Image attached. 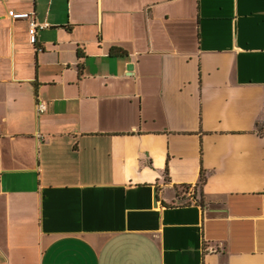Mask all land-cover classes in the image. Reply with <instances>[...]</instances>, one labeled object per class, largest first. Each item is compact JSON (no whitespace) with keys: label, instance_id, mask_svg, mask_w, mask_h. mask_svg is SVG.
<instances>
[{"label":"crops","instance_id":"1","mask_svg":"<svg viewBox=\"0 0 264 264\" xmlns=\"http://www.w3.org/2000/svg\"><path fill=\"white\" fill-rule=\"evenodd\" d=\"M263 119L264 0H0V264H264Z\"/></svg>","mask_w":264,"mask_h":264},{"label":"built area","instance_id":"2","mask_svg":"<svg viewBox=\"0 0 264 264\" xmlns=\"http://www.w3.org/2000/svg\"><path fill=\"white\" fill-rule=\"evenodd\" d=\"M7 14L11 19H26L29 21L28 34L30 35V41L32 43L35 41L37 29H41L46 26V24H38L30 12H15L13 10H8ZM45 108L46 106L43 102L38 101L36 103V111L42 112Z\"/></svg>","mask_w":264,"mask_h":264},{"label":"trees","instance_id":"3","mask_svg":"<svg viewBox=\"0 0 264 264\" xmlns=\"http://www.w3.org/2000/svg\"><path fill=\"white\" fill-rule=\"evenodd\" d=\"M124 54H126V52L123 49L119 48V47H112L109 50V55L110 56H123ZM205 181H206V174H205L204 170L201 169L199 180H198V186H200V188H202V186L204 185ZM187 190H188L187 186L182 187V191L185 192V194L180 195V199L182 200V202L187 198V200L184 201L187 204H189V203H191V201H193L196 204H199L200 206H204V202H203L202 197L199 196L198 194H196V190L195 189H194L193 193H190L189 195L187 194V196H186Z\"/></svg>","mask_w":264,"mask_h":264},{"label":"rangeland","instance_id":"4","mask_svg":"<svg viewBox=\"0 0 264 264\" xmlns=\"http://www.w3.org/2000/svg\"><path fill=\"white\" fill-rule=\"evenodd\" d=\"M257 130L264 134V119L258 122Z\"/></svg>","mask_w":264,"mask_h":264}]
</instances>
